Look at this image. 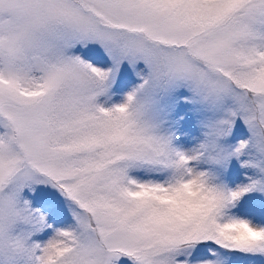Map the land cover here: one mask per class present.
Listing matches in <instances>:
<instances>
[{
  "label": "snow or ice",
  "instance_id": "6c2138e0",
  "mask_svg": "<svg viewBox=\"0 0 264 264\" xmlns=\"http://www.w3.org/2000/svg\"><path fill=\"white\" fill-rule=\"evenodd\" d=\"M0 264H264V0H0Z\"/></svg>",
  "mask_w": 264,
  "mask_h": 264
}]
</instances>
